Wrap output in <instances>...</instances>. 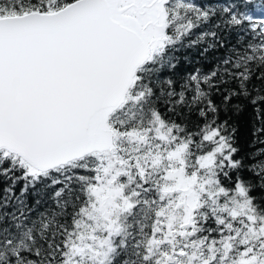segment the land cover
Segmentation results:
<instances>
[{
    "label": "snow or ice",
    "instance_id": "snow-or-ice-1",
    "mask_svg": "<svg viewBox=\"0 0 264 264\" xmlns=\"http://www.w3.org/2000/svg\"><path fill=\"white\" fill-rule=\"evenodd\" d=\"M0 264H264V0H0Z\"/></svg>",
    "mask_w": 264,
    "mask_h": 264
}]
</instances>
